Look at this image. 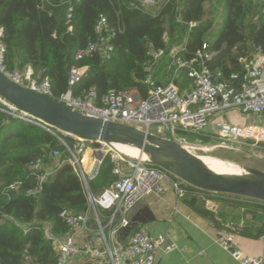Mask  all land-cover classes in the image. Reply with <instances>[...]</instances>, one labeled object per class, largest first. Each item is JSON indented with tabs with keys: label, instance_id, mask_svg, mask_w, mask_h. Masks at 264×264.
<instances>
[{
	"label": "trees",
	"instance_id": "obj_1",
	"mask_svg": "<svg viewBox=\"0 0 264 264\" xmlns=\"http://www.w3.org/2000/svg\"><path fill=\"white\" fill-rule=\"evenodd\" d=\"M155 1L159 7L146 9L137 0H0L7 68H30L33 78L48 80L55 97L67 92L69 71L74 65L87 67L73 88L74 96L95 90L101 97L110 89L128 88L146 96L144 64L150 58V45L165 52L156 78L159 84H167L174 74L170 52L176 45L183 47L180 55L189 60L210 37L214 56L207 66L218 81L228 83H232L234 73L242 77L243 62L253 58L257 47L264 53V0ZM100 16L106 17L110 34L96 31ZM89 42L110 43L114 47L111 58L96 52L77 62L76 52ZM178 74L181 86L190 84L185 70ZM192 135L213 139L208 132L186 133ZM54 150L61 153L59 163L68 159L65 147L51 132L0 110V264H56L57 252L44 235V225L50 226L53 235L64 236L69 228L60 218L63 209L81 213L87 207L81 181L68 163L42 185L37 196L27 193L37 187V178L43 172V168H29L30 163L42 159L46 165H53ZM148 165L169 173L152 163ZM112 170L108 158L89 183L93 195L115 182ZM183 188V200L222 228L215 213L205 207V200L219 193L187 183ZM197 197L200 201L194 205L192 198ZM260 208L264 210V202ZM255 230V236L262 233L260 228Z\"/></svg>",
	"mask_w": 264,
	"mask_h": 264
},
{
	"label": "built area",
	"instance_id": "obj_2",
	"mask_svg": "<svg viewBox=\"0 0 264 264\" xmlns=\"http://www.w3.org/2000/svg\"><path fill=\"white\" fill-rule=\"evenodd\" d=\"M138 2L146 9L159 7L155 0ZM96 31L107 34L112 32L106 17L100 16ZM2 37L3 31L0 30V73L23 88L51 98L73 111L103 119L106 122L133 127L159 137L167 134V139L177 141L189 151L190 148L184 146L187 145L186 140L179 137L178 132L199 134L206 132L210 126L213 127V138L218 141L220 148L229 149L246 144L264 146V126L213 123L216 115L231 110H239L246 115L264 114L262 47L256 48L250 61L243 62L242 77L234 73L230 77L232 83H228L218 81L215 72L207 66L214 56L210 49V37L206 39L196 56L189 60L182 58L180 53L184 49L182 47L179 50L181 46L176 45L170 52L174 78L185 70L190 80L189 88L183 92L174 79L167 84L157 82L158 68L165 52L163 49H155L150 45V58L144 64L146 96H142L135 88L119 91L110 89L101 97L95 90H91L85 96H74L73 88L82 80L87 70L86 66L74 65L69 71L67 92L55 97L48 80L33 78L24 70L7 68L6 46L1 41ZM96 52L110 59L114 47L108 42H103L101 45L89 42L85 49L76 52L75 60L81 62ZM233 81L238 82L233 83ZM0 110L14 119L39 125L51 132L69 155L67 160L59 163L61 153L59 150H54L51 157L56 163L53 165H46L42 159L30 163L29 168H43V172L37 178V187L27 193L37 196L42 185L64 163H68L74 168L87 197L85 211L76 213L66 208L61 212L60 218L69 228L66 235L55 236L49 225L43 227L46 239L52 243L57 252L56 264H70L83 254L94 259L98 264H156L160 252L170 253L178 248L174 244H167L164 236L152 237L145 226L134 229L126 244L111 246L105 235V227L100 223L99 211L106 210L111 213L109 227H113L117 218H120L118 227L128 228L130 221L126 214L144 201L149 194L153 193L162 197L168 189L172 188L179 197L184 198L182 180L174 179L169 173L151 168L148 162L142 159L124 155L113 143L87 142L76 137H66L64 133L40 123L34 116L18 109L1 96ZM154 127L157 128V134L152 131ZM65 138H69L71 142L66 143ZM88 151L91 154L89 159ZM108 158L113 163L112 174L115 182L95 196L90 191L89 183L99 175L101 167ZM11 189L16 190V186H11ZM91 215L96 217L99 224L100 246L98 247L82 246L75 240L77 233L88 230ZM216 241L239 264H264L262 257L247 255L239 249L234 243L233 235L228 231L219 230Z\"/></svg>",
	"mask_w": 264,
	"mask_h": 264
},
{
	"label": "crops",
	"instance_id": "obj_3",
	"mask_svg": "<svg viewBox=\"0 0 264 264\" xmlns=\"http://www.w3.org/2000/svg\"><path fill=\"white\" fill-rule=\"evenodd\" d=\"M181 49L182 46L179 47V50ZM24 71L31 75L30 68H25ZM173 79L181 91L184 92L189 88L190 84L181 86L179 74L175 78L172 74L169 82ZM237 113L248 116V118L242 123L231 122V116L234 117V114ZM222 122L235 126H264V114L246 115L239 110H231L216 115L213 120L215 124ZM206 132L213 134V127L210 126ZM90 155V151H88V159ZM260 171L264 172V169H260ZM225 198L223 200L214 198L205 200V207L215 213L216 219L223 226L222 228H217L211 221L199 215L172 188L168 189L162 197L153 193L149 194L144 201L129 211L126 217L130 221L132 231L140 226H145L152 237L164 236L167 244H174L178 247L170 253L160 252L156 264H239L216 241L219 230L231 233L235 245L245 254L264 259V210L260 208L261 202L248 198L242 199L243 197ZM199 201L200 198L197 197L195 204ZM110 217L109 211H99L100 223L105 227V235L109 244L111 246L126 244L132 231L128 229L129 227H118L120 218H117L113 227H109ZM257 228L262 231L259 236H255ZM99 237V224L96 217L91 215L88 230L77 233L75 240L82 246L98 247L100 246ZM93 263L97 262L83 254L70 264Z\"/></svg>",
	"mask_w": 264,
	"mask_h": 264
},
{
	"label": "water",
	"instance_id": "obj_4",
	"mask_svg": "<svg viewBox=\"0 0 264 264\" xmlns=\"http://www.w3.org/2000/svg\"><path fill=\"white\" fill-rule=\"evenodd\" d=\"M0 96L40 123L87 142L125 144L149 154L159 166L195 188L264 202V172L250 170L249 177H225L211 172L180 143L133 127L89 117L55 100L23 88L0 73ZM170 159L172 163L164 161ZM195 204L197 198H193ZM132 231V228H128Z\"/></svg>",
	"mask_w": 264,
	"mask_h": 264
},
{
	"label": "rangeland",
	"instance_id": "obj_5",
	"mask_svg": "<svg viewBox=\"0 0 264 264\" xmlns=\"http://www.w3.org/2000/svg\"><path fill=\"white\" fill-rule=\"evenodd\" d=\"M248 116H242L240 114H234V117L231 116L230 120L234 123H242L246 120ZM229 120V121H230ZM139 130V129H138ZM157 134V128L152 130ZM167 134L161 135L160 137L166 138ZM178 136L186 140L184 146H188L190 151L195 156L207 157L209 160H220L223 161L231 169H234L235 172L240 175L250 174V170H259L264 169V146H256L252 144L235 146L233 148L225 149L218 146V141L216 139L205 140L203 137H194L186 136V133L178 132ZM178 137V138H179ZM68 143V142H66ZM242 172V173H241ZM226 195V196H225ZM229 198H238L239 196L227 195V194H218L214 199H226ZM240 198V197H239ZM242 198V197H241ZM246 199V198H242Z\"/></svg>",
	"mask_w": 264,
	"mask_h": 264
},
{
	"label": "bare ground",
	"instance_id": "obj_6",
	"mask_svg": "<svg viewBox=\"0 0 264 264\" xmlns=\"http://www.w3.org/2000/svg\"><path fill=\"white\" fill-rule=\"evenodd\" d=\"M115 146L121 153H123L124 155L128 157L139 158L148 163L154 160L149 154L147 153L142 154L141 151L137 147H134L132 145L116 143ZM196 157L211 172L218 174V175H222L225 177H249L251 175V174L240 175L239 173L235 172L234 169H231L228 166V164L226 165L223 161H220V160H209L207 157H203V156H196ZM164 161L172 163L170 159H164Z\"/></svg>",
	"mask_w": 264,
	"mask_h": 264
}]
</instances>
